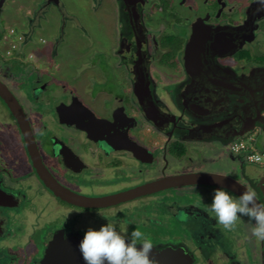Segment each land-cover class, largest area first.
Instances as JSON below:
<instances>
[{
    "label": "flooded vegetation",
    "instance_id": "obj_1",
    "mask_svg": "<svg viewBox=\"0 0 264 264\" xmlns=\"http://www.w3.org/2000/svg\"><path fill=\"white\" fill-rule=\"evenodd\" d=\"M6 1L0 0V12ZM65 3L27 1L29 7L23 6L22 17L28 29L19 33L18 40L22 49L35 45L33 32L46 29L43 22L53 10L62 22L59 32L52 34L51 54L57 55L66 28ZM91 5L94 10L111 5L116 16L113 58H106L111 75L96 61H87L83 68H75L69 85L59 83L57 87L53 74L37 66L20 74L0 64V81L21 105L42 164L51 176L78 194L100 197L177 174L227 173L254 188L264 202V167L230 150L242 130L253 128L249 132L264 134V9L252 0H91ZM2 27L5 32L7 26ZM32 57L53 65L44 55L30 52ZM89 67L92 74L84 79L81 71ZM26 76L32 78L26 89L34 102L26 97L24 109L12 90ZM7 80L13 82V89ZM0 101L15 132L9 139L8 127L0 124L5 130L0 131V264H41L55 235L81 238L70 223L36 236L54 215L69 212L89 215L93 211L98 214L90 215L93 220L108 213L106 218L113 217L128 228L136 226L148 236L152 213L138 217L134 213L130 221L122 216L135 206L151 208L152 203L154 214L176 220L172 228L164 227L168 230L161 237L167 239L153 243L150 255L156 263L163 256L162 264H264V243L251 236L253 225L247 217L235 229L224 230L206 210L211 194L203 193V200L192 205L180 204L182 195H200L201 187L217 186L170 187L94 208L62 200L37 175L17 122ZM75 101L87 109L83 115ZM40 102L43 109L35 104ZM215 141L229 148L226 154L238 160L234 159L236 167L227 166V171L207 167L214 162L204 151ZM192 149L200 153L197 158L189 153ZM246 165H254V170H246ZM165 224L157 220L156 225ZM181 227L189 231V237L174 234Z\"/></svg>",
    "mask_w": 264,
    "mask_h": 264
},
{
    "label": "rangeland",
    "instance_id": "obj_2",
    "mask_svg": "<svg viewBox=\"0 0 264 264\" xmlns=\"http://www.w3.org/2000/svg\"><path fill=\"white\" fill-rule=\"evenodd\" d=\"M28 0H7L3 8L0 12V17L2 18V22L0 23V35H2V38L0 41V57H2V61L0 64L3 66L9 65L12 67L13 73L19 72L20 74H23L24 72H29L34 69L35 66H37L41 70H46L48 72H51L53 75V78L56 80L57 87H60L59 83L67 84L71 82V74H75L76 67L83 68L85 63L88 62H95L97 63V66L102 67L103 70H108V74H112L111 65H109L107 61V57H112V49L114 47L113 42H115L116 33L115 26L112 25L114 20H116V16H113L112 14V8L111 5H105L101 9L94 10L91 5V0H65L66 1V9L65 12L67 14V19H65L66 28H65V34L63 37V40L60 41L59 45L56 48L57 55H52L51 53V45L53 44V36L52 34H56V32H59V25L62 24L61 18H58L56 13L51 10L49 11V14H47L46 18L48 19V23L50 24L48 27L47 22H43V24L46 26V29L44 30H35L33 32L34 36V44L27 45V48L24 50L21 48V45L19 44V33L21 34L23 31H26L28 29L27 25V19L26 22L25 19L22 17L24 12L26 11L25 7H29L28 5H25ZM3 25H6L5 32L3 31ZM5 35V38L3 39ZM170 37H174V34L172 33ZM40 38L44 39V42L41 43L39 41ZM170 39V38H169ZM173 39H171L172 41ZM15 43L17 45L16 49H12L11 53L9 55L6 54V48L11 44ZM33 52V54H40V56L44 55L45 58H43L45 61L51 62L53 64L52 66H48L46 63L38 62L36 61L35 57L29 58V53ZM54 63H53V61ZM46 64V65H45ZM56 64H58L56 66ZM60 68H59V67ZM96 66V68H97ZM81 74L84 79L87 75L92 74V68H84L81 71ZM108 75V76H109ZM20 77V76H19ZM18 77V78H19ZM111 78V76H110ZM23 80V79H22ZM160 80V79H159ZM158 80V81H159ZM31 77H25V80L18 82L16 85V88L14 89L11 87L10 80H7V85L10 86L12 91L16 94L20 102L22 103L24 109H26V97L30 100V102L33 104V99L29 97L28 90L26 89V84L28 82H31ZM77 83V82H73ZM72 83V84H73ZM81 83H79L80 85ZM79 87H82L80 85ZM81 89V88H79ZM37 106H40L42 109L43 106L42 102L35 103ZM32 111V110H31ZM7 110L0 101V124H6L8 127L6 129V137H9V139H12L15 135V132L10 129L11 127V116L7 114ZM30 114L34 117V113L30 112ZM7 115V116H6ZM9 115V116H8ZM4 130V127L0 129V131ZM12 136V137H11ZM264 136L262 134H257V140H262ZM206 155L209 156V158L212 159L214 163H208L207 167H210V170L212 171H227V166H234L236 167V161H238L236 158L233 160L231 157L226 154L230 153L229 148L223 147V144L218 143L215 141L210 148H208L206 151H204ZM192 157L197 156L200 153H196L194 149L190 150L189 152ZM202 153V152H201ZM203 162V161H201ZM264 162V157H263ZM203 164V163H201ZM148 165H140V168H147ZM254 165H246V170L251 171L254 170ZM80 178V177H79ZM81 179V178H80ZM85 180L84 178L81 179L82 182H86V184H90V180ZM102 183H104L103 180H101ZM214 188L210 187H201L199 190L200 193L198 194L195 192V195H182L179 197L180 204L189 203L192 205L193 202L198 203L201 202L203 193H208L212 195ZM175 194V193H174ZM200 196V197H199ZM173 198L169 199L170 201L173 200ZM203 204V203H202ZM150 207H142V206H135L133 209L134 211H129V213L123 214V220H131L134 213L137 214V217L141 214L144 215H150L152 218L153 225L151 224L147 228V238L151 239L153 243H156L158 241H165L167 238L161 237L163 235H166L167 228L164 229V227L172 228L174 226V223L176 220H174L172 217H166L164 218L162 213L154 214L155 207L152 204ZM199 206V204H197ZM163 209V207H162ZM107 213V212H106ZM56 214V211H55ZM89 215L85 214V212H78L77 214H73L68 216L67 214H63L61 216L54 215V219L50 224L44 225L43 229L39 230L36 233V236L39 237L42 233H46L48 230H52L55 227L59 225H64L66 223H70L68 225H71L72 228L76 231H78L80 234L83 233V230L87 227H98L99 224L104 222H112L115 221V218H106L110 215L101 214L100 216L96 217L94 220L91 218L92 216L97 213H94L91 211V213H88ZM98 215V214H97ZM168 219V222H167ZM157 220L159 221H165L167 223L166 226H163L161 228L157 227ZM116 222V221H115ZM189 225H191V221H188ZM181 226V223H179ZM67 226V225H66ZM128 228V227H127ZM136 228V226L134 227ZM132 228H128L129 231H131ZM170 233V232H169ZM187 234L189 237V231L186 229H182V227L179 229L177 228L174 232V234ZM34 241V238H33ZM231 248L236 249V246L232 244Z\"/></svg>",
    "mask_w": 264,
    "mask_h": 264
},
{
    "label": "clouds",
    "instance_id": "obj_3",
    "mask_svg": "<svg viewBox=\"0 0 264 264\" xmlns=\"http://www.w3.org/2000/svg\"><path fill=\"white\" fill-rule=\"evenodd\" d=\"M252 2L264 9V0ZM249 133L254 132L246 134ZM192 187L193 189L197 187L195 182ZM206 210L224 230L235 229L238 221L247 217L253 225L250 230L251 236L256 241L264 243V202H261L254 188L248 187L234 195L223 187H216ZM67 215L70 216L71 212ZM127 225H119L112 221L84 229L77 244L84 264H155L150 255L154 248L151 239L136 228L129 232Z\"/></svg>",
    "mask_w": 264,
    "mask_h": 264
},
{
    "label": "water",
    "instance_id": "obj_4",
    "mask_svg": "<svg viewBox=\"0 0 264 264\" xmlns=\"http://www.w3.org/2000/svg\"><path fill=\"white\" fill-rule=\"evenodd\" d=\"M0 99H2V101L6 104L10 113L15 118L18 124L20 132L24 138L32 165L37 175L42 179L46 186L54 192L55 195H57L62 200L67 201L68 203L88 208L105 207L119 203L121 201H125L129 198L141 194L152 193L170 187L191 185L193 184V182H195L196 184H206L217 187H223L236 195H238L242 190L247 188L246 186L238 182L236 179L226 175L210 172H190L167 176L165 178L154 180L145 185L136 187L134 189L122 193H115L100 197L84 196L78 194L58 183L42 164L29 121L16 97L1 81ZM74 104L76 107L81 108L82 112L80 113V115H83L84 110H87L86 108L78 105L77 101H75ZM59 114L61 121H63V113L59 111ZM251 129L253 128L242 130L239 133V136H243L244 134L248 133ZM259 167L263 168L264 165H261ZM79 239L80 238L76 236L65 239L62 237L61 234L55 235L50 241L45 251V255L41 264H84V261L81 259L80 252L77 248ZM162 257L163 256L160 257L161 261H157L158 264L163 263ZM157 263L155 261V264Z\"/></svg>",
    "mask_w": 264,
    "mask_h": 264
},
{
    "label": "built area",
    "instance_id": "obj_5",
    "mask_svg": "<svg viewBox=\"0 0 264 264\" xmlns=\"http://www.w3.org/2000/svg\"><path fill=\"white\" fill-rule=\"evenodd\" d=\"M2 35L0 36V40ZM5 38V35L3 39ZM17 45L11 43L6 48V54L9 55L12 49H16ZM230 150L236 154H240L243 159L249 163L264 165V138L257 140L255 133H249L238 138L230 144Z\"/></svg>",
    "mask_w": 264,
    "mask_h": 264
},
{
    "label": "trees",
    "instance_id": "obj_6",
    "mask_svg": "<svg viewBox=\"0 0 264 264\" xmlns=\"http://www.w3.org/2000/svg\"><path fill=\"white\" fill-rule=\"evenodd\" d=\"M1 36V35H0ZM181 153H183L184 152V149H181V151H180Z\"/></svg>",
    "mask_w": 264,
    "mask_h": 264
}]
</instances>
